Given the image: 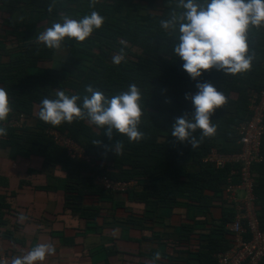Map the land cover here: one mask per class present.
Masks as SVG:
<instances>
[{"label": "trees", "instance_id": "obj_1", "mask_svg": "<svg viewBox=\"0 0 264 264\" xmlns=\"http://www.w3.org/2000/svg\"><path fill=\"white\" fill-rule=\"evenodd\" d=\"M173 10L180 11L176 0H0L6 26V34L0 35V87L8 92L12 109L2 122L7 128L5 145L24 157L42 159L41 173L61 166L67 174L66 208L83 220L95 221L100 216L98 208L85 206L87 200H112L115 195L98 178L134 180L136 187L128 192L132 201L143 203L146 213L155 217L160 205L174 208L180 195L201 202L209 190L215 200L223 201L222 186L228 184L233 167H239L228 164L214 170L204 160L213 150L225 155L241 150L235 128L251 118L250 99L264 90V27H253L248 33L249 50L254 53L249 70L230 74L212 68L193 80L173 51L176 37L160 26V20ZM92 11L105 17L103 25L84 41L65 37V59L58 67L45 65L52 60L53 48L40 41L39 34L66 14L80 19ZM121 50L124 59L116 64L113 56ZM197 81L214 84L227 99L211 117L216 133L201 139L197 129L193 135L200 142L194 148L188 141L176 140L171 126L176 117L194 110L185 94L195 93ZM131 84L142 93L139 128L144 137L140 141H130L115 129L109 139L105 128L86 117L60 125L39 119L40 101L54 98L55 90L78 94L82 100L88 95L87 85L112 96ZM50 129L77 143L86 158L73 157L68 148L57 145L48 133ZM116 141L123 145L119 151L114 148ZM262 152L264 155V137ZM260 165L264 162L255 165V171ZM233 182L238 183L239 178L234 177ZM262 190L264 176L258 177L255 185L257 206ZM226 209L222 230L214 227L207 244L193 256L197 264H218L217 255L230 247V242L225 244L216 236L226 234V226L235 219V208L227 202ZM258 211L264 229V215Z\"/></svg>", "mask_w": 264, "mask_h": 264}, {"label": "crops", "instance_id": "obj_2", "mask_svg": "<svg viewBox=\"0 0 264 264\" xmlns=\"http://www.w3.org/2000/svg\"><path fill=\"white\" fill-rule=\"evenodd\" d=\"M5 28L0 13V35L6 34ZM42 167V159L18 154L0 136V251L12 258L36 243H52L55 253L36 264H151L156 252L161 253L159 264H197L193 256L207 244L214 227L222 230L227 202L215 200L209 190L201 202L180 195L174 208L160 205L155 217L128 192L115 193L112 200L91 198L85 206L98 208L100 216L88 222L66 208L64 169L41 173ZM256 173L264 176V166ZM261 193L257 207L263 216L264 190ZM21 214L27 219L20 220ZM230 226L221 237L216 234L231 243L227 250L232 246Z\"/></svg>", "mask_w": 264, "mask_h": 264}, {"label": "clouds", "instance_id": "obj_3", "mask_svg": "<svg viewBox=\"0 0 264 264\" xmlns=\"http://www.w3.org/2000/svg\"><path fill=\"white\" fill-rule=\"evenodd\" d=\"M177 9L168 18L160 20V26L169 35L176 37L173 51L183 61L182 68L196 80L205 70L215 68L222 73L236 74L249 70L254 53L249 50L248 33L251 28L264 27V0H176ZM51 11V9H49ZM105 17L98 11L74 19L64 15L61 21L53 22L39 34L38 39L49 48H60L65 37L84 41L104 23ZM124 59L123 50L113 56L119 64ZM195 93H186L193 106L190 114L175 118L172 136L188 141L194 148L199 140L193 135L201 130V139L216 133L217 126L212 115L225 105L226 96L207 81H197ZM88 95L67 94L55 90V97L40 101L39 119L52 125L87 118L94 125L105 128L111 139L113 130L125 134L130 141H140L144 132L139 128L142 116V93L135 84L126 91L108 96L92 85L86 86ZM10 100L5 88L0 87V136L7 134L2 122L8 119ZM101 142H98V145ZM123 147L116 141V151ZM113 150V147H112ZM20 220L27 219L23 214ZM52 243H36L23 255L15 256L11 264H36L55 253ZM161 253L156 252L151 264H159Z\"/></svg>", "mask_w": 264, "mask_h": 264}, {"label": "built area", "instance_id": "obj_4", "mask_svg": "<svg viewBox=\"0 0 264 264\" xmlns=\"http://www.w3.org/2000/svg\"><path fill=\"white\" fill-rule=\"evenodd\" d=\"M251 118L235 128L241 150L233 155L213 150L204 160L222 169L228 164L239 166L233 170L228 184L223 188L224 199L235 208V219L231 223L232 246L217 255L218 264H262L264 262V229L256 204L255 185L258 179L255 165L264 162L262 152L264 137V90L261 95L250 99ZM57 145L68 148L73 157L86 158L84 149L66 135L55 129L48 130ZM238 177L239 182H233ZM106 190L124 193L133 190L136 182L113 181L107 177L98 178ZM239 191L244 193L239 196ZM12 256L0 251V264H11Z\"/></svg>", "mask_w": 264, "mask_h": 264}, {"label": "rangeland", "instance_id": "obj_5", "mask_svg": "<svg viewBox=\"0 0 264 264\" xmlns=\"http://www.w3.org/2000/svg\"><path fill=\"white\" fill-rule=\"evenodd\" d=\"M134 51L140 53L142 50L141 49H137V48H134ZM51 52V61H47V62H44L45 65L47 66H59V63L65 59L66 55H67V46L62 44L61 43V47L60 48H53L52 50H50ZM239 196H242L240 195L239 193Z\"/></svg>", "mask_w": 264, "mask_h": 264}]
</instances>
